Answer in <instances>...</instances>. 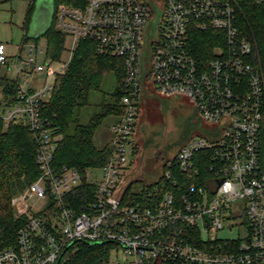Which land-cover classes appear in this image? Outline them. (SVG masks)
I'll return each instance as SVG.
<instances>
[{
    "label": "built area",
    "instance_id": "obj_1",
    "mask_svg": "<svg viewBox=\"0 0 264 264\" xmlns=\"http://www.w3.org/2000/svg\"><path fill=\"white\" fill-rule=\"evenodd\" d=\"M52 22L71 40L63 65L52 67L46 53L38 64L42 49L33 41L22 43L13 58L0 44V65L14 72L17 83L15 99L0 105V120L4 127L28 126L40 171L13 201L27 222L15 246L0 251V264H56L73 242L122 250L123 262L109 257L106 264L264 263V77L253 45L239 34L232 3L87 0L84 7H52ZM194 29L223 33L207 64L191 53ZM81 41L91 42L97 56L120 58L126 71L123 114L111 127L109 160L98 179L90 177L94 171L86 176L95 190L77 211L68 196L84 179L77 170L54 166L62 136L45 109L56 75L65 72ZM145 86L159 97L187 100L196 121L217 126L163 160L154 183L137 175L141 150L134 136ZM136 183L139 191L128 196ZM224 231L235 236L220 237Z\"/></svg>",
    "mask_w": 264,
    "mask_h": 264
},
{
    "label": "trees",
    "instance_id": "obj_2",
    "mask_svg": "<svg viewBox=\"0 0 264 264\" xmlns=\"http://www.w3.org/2000/svg\"><path fill=\"white\" fill-rule=\"evenodd\" d=\"M7 1L10 0H0V5ZM27 1L23 43H38L42 39L46 43V58L53 62L60 61L65 36L56 30L53 22L43 36L37 39L27 36L36 0ZM229 1L237 13L239 34L253 45L264 77V0ZM86 3L87 0H53L52 6L54 9L63 5L84 7ZM222 44L223 33L194 29L190 50L198 62L207 64L213 57L216 46ZM125 71L123 60L97 56L91 42L81 41L65 72L56 75L54 92L45 114L53 118L58 133L62 136L53 156L54 166L77 170L84 179L81 186L68 196L69 202L77 211L84 209L83 200L93 195L95 190V186L87 184L86 176L90 171L101 169L109 160V146L96 148L93 136L106 117L115 116L119 119L123 114L121 97ZM107 73H113L116 80V87L109 95V101L103 100L88 122L81 123L82 110L90 104V94L100 90ZM16 86L15 79L0 77V105L15 99ZM36 148V138L27 125L15 123L4 127L0 120V251L15 246L17 233L27 222L25 217L17 216L13 201L40 176L35 161ZM261 155L264 163V130ZM44 215L43 212L37 214L40 217ZM68 246L69 244L64 248L62 264H106L112 248L109 244L90 245L85 242Z\"/></svg>",
    "mask_w": 264,
    "mask_h": 264
},
{
    "label": "rangeland",
    "instance_id": "obj_3",
    "mask_svg": "<svg viewBox=\"0 0 264 264\" xmlns=\"http://www.w3.org/2000/svg\"><path fill=\"white\" fill-rule=\"evenodd\" d=\"M38 0L35 2L37 13L42 18H46V25L51 22L50 17L39 11ZM53 0H49V10L52 9ZM27 0H10L0 5V43L6 45V56L13 58L16 56L22 46L24 30L23 23L27 10ZM36 12V11H35ZM158 24L159 21H156ZM155 24V25H156ZM32 25V24H31ZM31 27V26H29ZM29 31V28H28ZM28 33V32H27ZM29 34V33H28ZM42 52L38 54L37 63L45 62L46 43L40 39L37 43ZM71 47V40L65 39L64 51L60 57V61L52 64V67H57L66 63L70 54L68 49ZM23 59L26 55L23 53ZM143 75L146 74V60L143 58ZM15 76L12 70L7 66L0 65V77L13 79ZM41 75L35 76V81H41ZM27 87V85H26ZM116 87V80L113 73H107L104 76L101 88L99 91H94L89 97V106L82 110L80 117L81 123H87L96 110L98 105L103 101H109V95ZM144 101L140 104L138 118V138L140 139L141 150L146 148L144 157H148L153 163L147 166V170L141 174L140 178L146 183H154L161 175L163 160L166 161L174 157L179 148L185 144L191 137L207 136V130H217L216 125L209 126L200 121H195L192 111L187 100L175 98H162L155 95L154 89L150 86H145ZM1 94V92H0ZM115 116L106 117L102 124L97 127L94 136L93 144L96 148H104L107 146L111 135V127L116 121ZM160 159V163L155 160ZM101 176V170L97 169L90 175L93 179H98ZM139 191L138 184H133L128 190V196ZM29 206L34 205V201L28 202ZM220 237H234L235 233L228 231L221 232ZM110 260L113 262H123V252L117 247L111 248Z\"/></svg>",
    "mask_w": 264,
    "mask_h": 264
},
{
    "label": "crops",
    "instance_id": "obj_4",
    "mask_svg": "<svg viewBox=\"0 0 264 264\" xmlns=\"http://www.w3.org/2000/svg\"><path fill=\"white\" fill-rule=\"evenodd\" d=\"M38 2H39L38 4L40 5L39 6V11H42V13L45 14V15L47 13V15L50 17V21H51L52 9L49 10V6H48L49 5V0H38ZM35 11H34L31 23H30L31 27H29V31H28L29 34L27 33V36L29 38H31V39H37V38L43 36V34L46 32V30L48 29V27L51 24V22H50L49 25L48 24L46 25V18H42L40 16V14L37 13V9L36 8H35ZM0 44H3V43H0ZM5 47H6V45H5ZM145 98L146 97L143 95L142 98L140 99V104L142 103V101L145 100ZM175 99L181 100L179 98H175ZM0 100H1V98H0ZM192 115H193V117H194V119L196 121V117H195L194 111H192ZM117 121H118V118H116V121L113 123V125ZM138 130H139V128H138V124H137V131H136V134L134 136V142H135V144L138 145L139 149L141 150L140 139L138 138V135H137L138 134ZM111 138H112V134L110 135V139H109L108 143L110 142ZM145 150H146V148L143 147L142 150H141V153H140L139 171L137 173V175L139 177L141 176V174H143L144 171H146V170H144L145 167H147L151 163H153V161H151L148 157H144Z\"/></svg>",
    "mask_w": 264,
    "mask_h": 264
},
{
    "label": "water",
    "instance_id": "obj_5",
    "mask_svg": "<svg viewBox=\"0 0 264 264\" xmlns=\"http://www.w3.org/2000/svg\"><path fill=\"white\" fill-rule=\"evenodd\" d=\"M73 244H74V242L70 243L68 247L72 246ZM89 244L90 245H101V244H104V243H89ZM63 256H64V253L59 257V259L56 262V264H62Z\"/></svg>",
    "mask_w": 264,
    "mask_h": 264
}]
</instances>
